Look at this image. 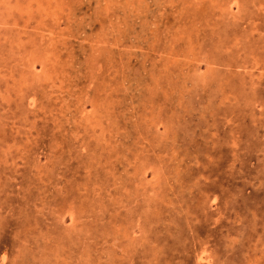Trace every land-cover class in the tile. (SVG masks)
Wrapping results in <instances>:
<instances>
[{
  "label": "rangeland",
  "instance_id": "obj_1",
  "mask_svg": "<svg viewBox=\"0 0 264 264\" xmlns=\"http://www.w3.org/2000/svg\"><path fill=\"white\" fill-rule=\"evenodd\" d=\"M0 264H264V0H0Z\"/></svg>",
  "mask_w": 264,
  "mask_h": 264
}]
</instances>
